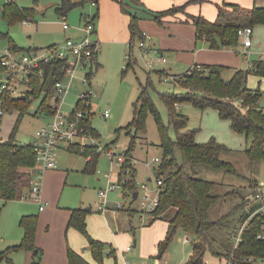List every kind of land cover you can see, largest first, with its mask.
Wrapping results in <instances>:
<instances>
[{"label": "trees", "instance_id": "trees-1", "mask_svg": "<svg viewBox=\"0 0 264 264\" xmlns=\"http://www.w3.org/2000/svg\"><path fill=\"white\" fill-rule=\"evenodd\" d=\"M91 1L95 4L98 2V0H60L56 7V13L61 17H66L73 8L83 7L84 4ZM116 1L120 10L129 16V56L126 58V68H123L122 71L125 72L128 67H133L132 62L136 63L133 48L130 45L142 38L138 26L142 4L140 0ZM193 1L201 0H190L160 11H148L149 17L160 22L161 18L166 15L185 12L186 6ZM0 9L3 19L10 25L26 18L31 19L34 15L33 8H20L14 0L6 1ZM83 15L81 13V17ZM96 19L97 13L92 17V20L96 21ZM187 20L194 24L198 38L203 36L206 38L209 48L236 49L239 28L254 24L264 25V5L253 6L246 10L238 5L224 4L219 8L215 21H209L202 15L190 14H187ZM5 36L6 34L0 32V40ZM7 50L15 54L21 48L9 41ZM5 57V54L0 56V72L6 70V67L1 65V60ZM40 69H42L41 74L39 69L27 73L26 79L23 81L27 86V90L23 92L24 98L22 95L14 97L9 94L3 97L5 111H15L17 114L9 136L7 139L0 140V199L4 203L18 200L29 194L32 178L30 170L35 164V151L30 143L25 145L18 143L16 134L23 117L29 113L30 105L34 100L40 99L36 110L37 115L49 114L48 97L54 91L55 82L63 76L64 64L58 60L52 61L42 64ZM229 70H231V74L226 79L224 74ZM156 72L159 79H163L162 76L166 74L164 70ZM253 72L255 75L264 77V60L253 62ZM146 74L147 80L144 84L139 83V93L132 103V120L129 125L118 130L117 133L124 130L125 135L129 137V148L126 153L131 154L135 147L136 133L145 132V120L148 114L152 115L157 125L163 157L157 169L156 180H161V185L158 187V205L145 224L148 225L160 219L168 223V228L165 237L158 242V250L154 258L163 257L176 232L181 230L193 240L191 255L186 264H203L206 251L213 252L212 230L222 225L224 219L227 220L231 216L226 214L212 220L209 216L210 209L225 195L234 196V192L216 193L218 183L198 176L195 170L198 165L215 170H234L230 162L221 158L222 152L228 150L225 145L218 143L214 138L206 143L195 141L196 130L187 128L188 117L179 112L178 105L188 102L202 110L207 107L214 108L221 119L230 122L233 131L245 134L249 144L244 152L249 160L260 161L264 159V105L261 104L264 91H261L260 88L255 90L247 88V71L219 64L195 63L187 72L180 75L181 79L176 84L181 91L165 92L159 95L160 100L167 108L168 124L174 130V138H171L167 126L161 120L155 102L148 93L151 77L149 72ZM87 75L90 78L92 72H88ZM173 76L175 75L173 74ZM79 108L82 106L80 102H77L76 109ZM90 115L81 120V126L84 128V132L94 137L96 131L91 125ZM176 150L181 155L179 162L175 155ZM71 151L85 158L86 171H94L100 154L95 146H85L84 149L75 148ZM126 153H124L125 156H127ZM128 165H132L130 161H128ZM132 176L135 177V171ZM131 184H135V179ZM122 188L126 191L124 184ZM243 198L244 195L241 194L240 202L235 206L240 210L238 216L235 215L239 224L230 233V238L233 239L239 233L240 240L235 246L234 239L232 249L224 255L230 264H255L258 259L264 260V213L257 211L261 203L248 204V200ZM87 212L81 207L71 209L67 225L85 237L92 258L97 264H102V253L107 244L91 237L88 233ZM233 216L234 214L232 221L235 219ZM37 223L38 216L36 214L21 216L19 226L23 231L22 239L19 243L8 246L0 253V257L6 258L20 250H33L38 257L40 250L34 244ZM131 230L134 232L133 229ZM221 245L224 243L222 242ZM109 254L116 257L112 247H109ZM67 257L69 264H90L70 248H68Z\"/></svg>", "mask_w": 264, "mask_h": 264}, {"label": "rangeland", "instance_id": "rangeland-1", "mask_svg": "<svg viewBox=\"0 0 264 264\" xmlns=\"http://www.w3.org/2000/svg\"><path fill=\"white\" fill-rule=\"evenodd\" d=\"M20 8H33L34 15L29 21L23 23L18 21L10 25L2 17L0 9V32L6 34L0 40V56L8 49L9 41L14 42L21 50L14 54L20 58L37 46L39 50L52 45L61 44L68 37V33L62 31V19L56 13L57 4L60 0H14ZM6 0H0V7ZM88 3L83 7H75L66 15V22L71 28L78 27L80 23L79 14L87 13ZM229 9V8H227ZM72 20H75L73 23ZM253 34L251 37L252 44L247 48L242 47L243 38L239 36L237 49H234L233 62L230 68L247 71L246 85L250 90L260 88L264 91V77L255 75L252 68V63L264 60V25H252ZM148 34V33H147ZM149 35V34H148ZM151 36V35H149ZM122 57L110 54L106 50V46L101 45L99 52V60L101 67L93 68V73L89 82L85 79V74L88 69L76 68L74 70V79L72 86L67 94L63 97L61 110L71 112L75 104L83 92L91 91V125L96 131L94 136L102 150H100L94 171H84V157L73 151L59 150L58 159L56 161L58 171H66L67 176L63 179V187L59 190V206L72 207L83 206V208H95L98 198L97 191L105 186V173H110L112 180H117L124 184L119 189L108 192L107 207L108 209H116V204L119 203L120 211L128 212L132 219V224L136 227L142 226L148 222L149 216L145 218L143 223L140 222L136 214L139 201L142 197L150 192L153 196L156 195L158 185L156 183L157 169L159 163L154 161V158L162 159L163 149L160 146V137L157 130V125L151 114H148L145 120V132H138L135 135V147L131 154H127L129 148V137L125 135L124 130L117 133L129 125L132 120L133 110L132 103L135 101L139 93V83H145L147 74L150 73L151 81L148 84V93L155 102L161 116L162 122L168 128V134L174 138V130L168 124V113L166 106L159 98L161 93L170 92L176 93L181 91L178 83L181 79L180 75L189 67H175L173 51H166L162 54L166 59L161 62L158 59L156 52L148 51L146 54L133 49L136 63L132 62L133 67H128L125 72L127 60L125 55L128 54L127 45L124 47ZM129 48V47H128ZM122 53V52H121ZM119 53V54H121ZM152 61L153 67L148 68L146 64ZM165 70L166 74L159 79L156 71ZM167 72H170L167 73ZM172 74H175L173 76ZM231 70L226 71L224 78H229ZM171 75V76H167ZM167 78V81L165 80ZM70 79L69 76L63 78L66 83ZM173 81V83H171ZM22 91L27 90L25 84L20 85ZM39 100H34L30 105V111L27 113L19 126L16 134L18 143H30L34 139V133L45 122L43 116H35L32 112L38 107ZM261 104L264 105V96L261 99ZM109 109V116L104 118L103 111ZM178 110L181 114L188 117L187 128L196 130L195 141L197 143H206L211 138H214L218 143L225 145L228 150L223 151L221 158L230 162L234 171L215 170L207 166L198 165L196 172L198 176L207 180H212L218 183L216 193L224 194L227 191L234 192V196L225 195L216 204L212 206L209 212L210 219H218L224 215H231L224 223L215 227L211 235L214 238L212 251L208 250L204 256L203 264H226L224 257L226 252H229L233 245L234 239L230 238L231 231L237 228L239 222L236 220L239 209L235 206L240 202L241 194L243 199L260 191L264 194V159L260 161H251L245 155V149L249 144V140L245 134L237 133L230 127V122L226 119H221L214 108L207 107L200 109L191 103L182 102L178 105ZM16 112H6L0 121V138L7 139L16 119ZM90 142V139H86ZM108 145V146H107ZM104 147L111 148L115 152L112 159L107 156V151ZM72 149V148H71ZM70 149V150H71ZM127 156H125V154ZM124 154V163L119 167L117 156ZM178 162L181 159L180 152L175 151ZM128 161L132 165H128ZM68 168V169H67ZM135 171V177L134 175ZM44 178L42 172L40 181ZM135 184H131L132 181ZM135 185V186H134ZM137 191L136 199L132 198V194ZM138 198V199H137ZM132 204L134 206L131 205ZM39 203L33 196L23 197L18 200H12L4 203L0 199V253L3 252L9 244L14 243L15 236L22 233L19 226V219L24 214H37ZM96 213L100 211L96 210ZM234 218L232 221V215ZM237 215V216H235ZM235 221V222H234ZM187 236L188 242H184L183 238ZM138 234L135 233L137 239ZM224 245H221V243ZM193 240L181 230H178L169 244L165 254L167 264H186L191 255ZM102 253V264H123L124 261L131 263L132 255H135L140 247H132V251L128 254H115L114 258L109 254L108 244ZM217 252V254H215ZM95 261V260H94ZM13 264L9 257L3 258L2 263ZM255 264H264V260H256Z\"/></svg>", "mask_w": 264, "mask_h": 264}, {"label": "crops", "instance_id": "crops-1", "mask_svg": "<svg viewBox=\"0 0 264 264\" xmlns=\"http://www.w3.org/2000/svg\"><path fill=\"white\" fill-rule=\"evenodd\" d=\"M187 1L190 0H140L142 5L140 6L141 11L139 13L140 20L138 21V26L141 32L145 31L151 35L153 45V50L151 51L158 52L161 55L165 54L166 51H173L171 54L175 58V61H173L175 67L189 66L183 73L187 72L195 63L219 64L230 67L232 65L231 63H234L232 53L234 49L227 47L220 49L209 48L205 37H197L196 28L192 22L187 20V14L202 15L209 21H215L218 17L219 8L224 4L238 5L247 10L253 6H263L264 0L193 1L186 6L185 12L166 15L161 18L160 22L149 17L148 11L168 9L184 4ZM88 4L87 13H97L94 38L99 42V50L96 58L97 68H100L102 66L99 60L101 45L106 46L107 52L114 54V58L117 55L122 57L126 45L127 50L129 49V16L120 10V6L116 0H98L94 6L90 5V3ZM81 13L79 14L80 23L82 22ZM72 21L73 23L75 22V20ZM62 31L64 33L67 32L68 37L71 38H79L81 35V32L76 28H69L67 30L62 28ZM167 73L170 74V72ZM36 110L37 108L32 114L37 117L39 115L36 114ZM0 140L3 139L0 138ZM64 149L69 150L66 145H62L56 153L55 163L58 159L59 150ZM85 162L86 160L84 159V171H86ZM66 176V171H58L57 165L44 172L41 196L45 205L42 210L38 207L36 214L38 216V223L34 238V244L40 252H38V257L33 250L14 252L8 256L9 260L12 261L13 259V264H34L35 262L37 264H69L67 257L68 248L80 254L90 264H97L87 248L85 237L67 225L71 209L78 207L72 206L64 208L59 206V190L62 189L63 179ZM79 207L83 208V206ZM84 209L88 211L86 215V227L90 236L102 242L109 243L108 248L112 247L115 250V254H121L123 258V254L131 252L132 247H140L139 251L135 255H132L131 263L124 261L123 264H140L142 261L154 259L158 250V242L165 237L168 228L166 221L157 219L148 225L144 223L136 229L132 224L134 217H130L125 210L120 211L109 208L104 212L96 213V206L94 209L91 207ZM136 232L138 234L137 239L134 238ZM22 236L23 231L15 236L16 240H13L14 243H11V245L19 243ZM162 260L167 262L165 254ZM2 261L3 258H1L0 262ZM226 264H230L228 260Z\"/></svg>", "mask_w": 264, "mask_h": 264}, {"label": "built area", "instance_id": "built-area-1", "mask_svg": "<svg viewBox=\"0 0 264 264\" xmlns=\"http://www.w3.org/2000/svg\"><path fill=\"white\" fill-rule=\"evenodd\" d=\"M8 1V0H6ZM90 5H96L93 1L90 2ZM93 14L85 13L81 17V24L76 27L77 30L81 32L79 38L67 37L65 41L61 44H52L39 50H31L26 55L17 58L14 54L10 53L8 50H5L6 57L1 60V65L6 67V70L0 72V121L2 116L6 113L5 103L3 97L6 94L11 96H21L23 92L20 89V85L24 84L27 73L30 71L39 69L41 74L42 69H40L42 64H47L52 61H61L64 64L63 76L60 80L56 81L54 84V91L48 97V108L49 114H38L46 118L45 122L41 125L40 128L34 133V139L30 144L35 151V164L30 170L32 173V178L30 181V190L29 195L24 196H33V198L38 201L39 209L44 208L45 202L41 196V185L40 181L42 172H45L47 169L56 167L55 156L58 149L62 145H66L67 148L75 149H84L85 146H95L100 153L101 147L93 141L95 138L84 132V128L81 126V120L83 118L89 117L91 113V91L83 92L78 98L77 102H80L82 108L76 109V104L74 109L67 113L61 110L63 97L67 94L72 86L74 79V70L76 68L88 69V72L93 73V68L97 66V53L99 50V42L94 38L96 31L95 21L92 20ZM29 18L24 19L23 23H30ZM62 28L67 30L70 28L68 23L65 20V17L62 19ZM252 26H244L239 28L238 35L243 38L242 46L247 48L251 45V36H252ZM142 38L136 43L130 45L131 48H136L141 55L146 54L149 50H153L152 39L145 31L141 32ZM204 37V36H203ZM158 59L161 62H165L166 59L157 52ZM129 53L126 55L128 58ZM146 66L148 68L153 67V62L149 61ZM253 68V63H252ZM87 72V73H88ZM85 74L86 81L89 82V77ZM69 76L70 79L64 83L63 78ZM167 81V78L165 79ZM102 116L104 118L109 116V109L103 111ZM86 139H90V142H86ZM27 144V143H20ZM107 151V156L112 159L115 152L111 148L104 147ZM154 161L159 163L160 159L154 158ZM117 163L119 167L124 163V154L117 156ZM117 174V180L114 181L111 178L110 173H105V186L103 189L98 191V202L96 204V210L100 212L106 211L107 207V194L110 191L119 189L122 187V184L119 183ZM158 187L161 185V180H156ZM158 190L155 196L147 192L142 199L139 201V207H137L136 214L139 217L141 223L145 221L147 216H151L153 211L158 205ZM23 198V197H22ZM138 199V198H137ZM248 204L259 202L261 203L257 211L264 213V194L260 191L247 197ZM116 208L120 209L121 205L116 204ZM144 224V223H143ZM244 225V224H243ZM242 230V228H241ZM240 230V231H241ZM235 246L240 240L239 233L234 237ZM184 242H188L189 238L185 236L183 238ZM140 264H167L166 261L160 259H150L142 261Z\"/></svg>", "mask_w": 264, "mask_h": 264}, {"label": "water", "instance_id": "water-1", "mask_svg": "<svg viewBox=\"0 0 264 264\" xmlns=\"http://www.w3.org/2000/svg\"><path fill=\"white\" fill-rule=\"evenodd\" d=\"M22 98H24V96H23V95H22ZM137 194H138V193H137V191H135V192L133 193V196H132V198H133V199H136V197H137ZM0 260H1V257H0Z\"/></svg>", "mask_w": 264, "mask_h": 264}]
</instances>
